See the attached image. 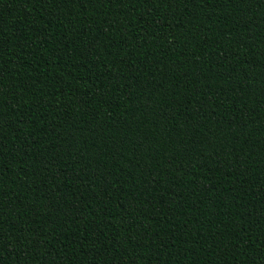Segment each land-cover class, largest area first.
I'll return each mask as SVG.
<instances>
[{
    "label": "trees",
    "instance_id": "trees-1",
    "mask_svg": "<svg viewBox=\"0 0 264 264\" xmlns=\"http://www.w3.org/2000/svg\"><path fill=\"white\" fill-rule=\"evenodd\" d=\"M0 264H264V0H0Z\"/></svg>",
    "mask_w": 264,
    "mask_h": 264
}]
</instances>
